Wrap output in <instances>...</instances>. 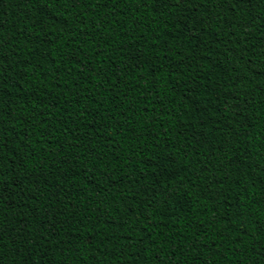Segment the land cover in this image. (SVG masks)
Masks as SVG:
<instances>
[{
  "label": "trees",
  "instance_id": "trees-1",
  "mask_svg": "<svg viewBox=\"0 0 264 264\" xmlns=\"http://www.w3.org/2000/svg\"><path fill=\"white\" fill-rule=\"evenodd\" d=\"M0 264H264V0H0Z\"/></svg>",
  "mask_w": 264,
  "mask_h": 264
},
{
  "label": "snow or ice",
  "instance_id": "snow-or-ice-1",
  "mask_svg": "<svg viewBox=\"0 0 264 264\" xmlns=\"http://www.w3.org/2000/svg\"><path fill=\"white\" fill-rule=\"evenodd\" d=\"M184 2V0H176V6L179 7L180 3ZM212 0H209V3H211ZM225 2V0H220L221 5ZM240 0H237V3H239ZM246 2L251 3V0H246Z\"/></svg>",
  "mask_w": 264,
  "mask_h": 264
}]
</instances>
